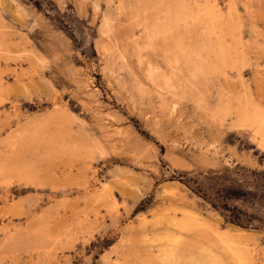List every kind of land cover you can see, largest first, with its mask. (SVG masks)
<instances>
[{
    "label": "rangeland",
    "instance_id": "1",
    "mask_svg": "<svg viewBox=\"0 0 264 264\" xmlns=\"http://www.w3.org/2000/svg\"><path fill=\"white\" fill-rule=\"evenodd\" d=\"M94 1L0 0V264H264L257 126L232 125L234 112L211 123L186 97L171 122L155 117V94L132 105L130 85L117 84L132 76L118 61L104 69L96 48L107 4L95 14ZM212 1L233 8V22L221 28L231 56L208 74L207 101L264 118V0ZM134 138L148 157L131 151Z\"/></svg>",
    "mask_w": 264,
    "mask_h": 264
},
{
    "label": "bare ground",
    "instance_id": "2",
    "mask_svg": "<svg viewBox=\"0 0 264 264\" xmlns=\"http://www.w3.org/2000/svg\"><path fill=\"white\" fill-rule=\"evenodd\" d=\"M105 1L107 9L102 14L100 35L95 45L105 56L104 69L113 74L112 64L118 61L120 70L132 76L128 81L117 79L121 89L130 85L129 101L132 105L137 107V104L152 102V95L155 94L159 98L155 106L159 113L155 117L169 122L184 97L206 111L211 123L222 124L234 112L231 124H255L256 132L260 135L258 145L264 148V118L250 109L249 104L240 102L232 111L229 103L210 105L207 101L210 93L208 74L221 71L231 56L230 45L225 43L221 28L233 22V8L228 7L223 12L212 0ZM83 2L85 0H81V4ZM93 9L96 14L99 10L98 0L94 1ZM194 28L204 30L196 34ZM214 36L213 41L211 38ZM151 56L162 61L164 66L162 62L161 65L155 63ZM132 57H135L149 85L135 76L134 65L129 63ZM210 57L212 59L208 60ZM124 131L119 132L126 137L128 133ZM128 144L135 155L149 156L151 147L144 140L134 138ZM168 158L174 164L186 165L177 156L168 154Z\"/></svg>",
    "mask_w": 264,
    "mask_h": 264
},
{
    "label": "trees",
    "instance_id": "3",
    "mask_svg": "<svg viewBox=\"0 0 264 264\" xmlns=\"http://www.w3.org/2000/svg\"><path fill=\"white\" fill-rule=\"evenodd\" d=\"M230 194L229 196L232 195V192L229 191ZM227 194V195H228ZM203 197L209 201V203L215 208L218 209L220 211V213L223 215L225 221L231 222V223H235V224H241L244 226L248 225V220H242L241 217H239V215L235 214V210L234 209H229V207H227V205L225 203H221L218 199L216 198H211L207 195H203ZM228 197V196H226Z\"/></svg>",
    "mask_w": 264,
    "mask_h": 264
}]
</instances>
